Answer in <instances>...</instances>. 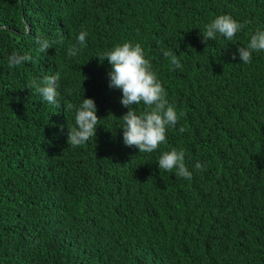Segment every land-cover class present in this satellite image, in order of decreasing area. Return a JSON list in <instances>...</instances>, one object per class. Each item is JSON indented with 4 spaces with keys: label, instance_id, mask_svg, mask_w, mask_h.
Here are the masks:
<instances>
[{
    "label": "trees",
    "instance_id": "1",
    "mask_svg": "<svg viewBox=\"0 0 264 264\" xmlns=\"http://www.w3.org/2000/svg\"><path fill=\"white\" fill-rule=\"evenodd\" d=\"M225 14L243 31L202 43ZM257 30L264 0H0V264H264V52L233 59ZM37 37L62 43L40 52ZM123 42L141 44L183 113L151 154L124 144L128 109L96 58ZM13 53L32 60L10 68ZM57 73L56 106L27 88ZM84 98L102 119L69 147ZM174 148L191 180L160 171Z\"/></svg>",
    "mask_w": 264,
    "mask_h": 264
},
{
    "label": "clouds",
    "instance_id": "2",
    "mask_svg": "<svg viewBox=\"0 0 264 264\" xmlns=\"http://www.w3.org/2000/svg\"><path fill=\"white\" fill-rule=\"evenodd\" d=\"M244 24L236 21L231 15H220L205 26L202 35V43L216 40L218 37L232 41L238 33L243 31ZM88 33L81 31L77 36V44L68 48L69 58L75 57L80 52L77 45H86ZM36 43L40 52H48L53 45L62 43L58 40H50L37 37ZM206 50V49H205ZM264 52V30H257L250 35L246 46L239 47L237 58L243 64H250L254 53ZM163 56L169 61L173 69L181 68L179 56L170 50H163ZM96 58L101 65L107 61L111 66L108 73L109 87L122 92L121 105L128 109L120 120L123 129V142L127 147H134L139 153L151 154L158 150L161 144L167 143L169 128H175L183 113H178L173 104L167 99V92L152 70L151 62L145 57L144 49L139 43L123 42L109 51L100 53ZM30 54L23 56L13 53L8 57V66L16 67L22 62H30ZM59 74L45 76L42 81H32L27 88L35 90L44 101L56 105L58 103ZM143 105V111L138 112V106ZM73 105H68L72 109ZM96 102L92 98H84L75 109L74 127L68 126L67 144L69 147H80L96 137L98 124L101 119L98 115ZM111 115V114H110ZM183 132V127L180 128ZM160 171L174 172L177 179L191 180L192 172L185 162L183 150L172 149L165 151L159 157ZM197 171H204L206 165L199 161L194 165Z\"/></svg>",
    "mask_w": 264,
    "mask_h": 264
},
{
    "label": "bare ground",
    "instance_id": "3",
    "mask_svg": "<svg viewBox=\"0 0 264 264\" xmlns=\"http://www.w3.org/2000/svg\"><path fill=\"white\" fill-rule=\"evenodd\" d=\"M52 106H53V104H52ZM56 106V105H55Z\"/></svg>",
    "mask_w": 264,
    "mask_h": 264
}]
</instances>
